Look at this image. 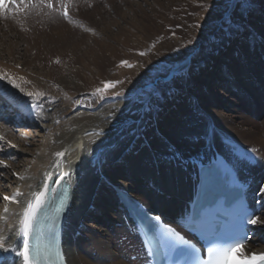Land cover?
I'll list each match as a JSON object with an SVG mask.
<instances>
[{
    "label": "bare ground",
    "instance_id": "bare-ground-1",
    "mask_svg": "<svg viewBox=\"0 0 264 264\" xmlns=\"http://www.w3.org/2000/svg\"><path fill=\"white\" fill-rule=\"evenodd\" d=\"M115 1L27 0L22 10L18 11L17 7L10 5L8 9H0V75L7 73L26 91L45 93L39 101V106L33 110L29 97L18 88H13L6 79L0 80L2 99L8 108L14 110L13 114L6 111L3 117L7 121L19 117L20 121L28 123L14 129L10 124L0 123V137H3L0 139V148L4 149V153H0V160H5L8 164V168H0V172L4 173L0 176V235L9 236L10 231L14 233L18 229V217L13 214L19 212L23 204L31 199L32 192L40 190L46 173L52 174L48 181L52 188L57 186L54 181L61 174L66 173L63 180H67L72 188V204L66 220L64 239L68 264H138L137 261L126 259V253L134 254L126 243L136 246V239L125 228L122 218L124 211L121 210V204L112 187L126 189L132 197L143 202L155 215H162L166 220L172 219L179 210H182L190 197L197 167L170 160L168 145H174L185 158L196 159V162L201 159L203 162L208 161L214 154L213 149L209 150L203 139L199 143H192L191 138L197 135L203 136L205 127L211 126L214 120L227 131L216 128V125L212 126L216 129L217 135L214 148L233 163L235 158L230 148L256 150L249 155H255L260 160L258 165L249 167L246 164H237L236 167L247 181L249 177L253 178L252 192L260 193L261 197L256 203L259 206L257 217H264V192L260 191L264 188V137L261 127L259 128L256 122L248 118V115H260L261 111L257 106H252V110H246L241 105L243 102L254 105L257 99L248 90L255 75L253 68H250L251 64L255 66V62H251L254 59L251 51L239 50L237 56L231 54L236 61H230L228 65L220 67L219 76L222 77L220 81L224 89L221 94L224 98L222 97L221 100L215 98L214 106L210 99L208 101L203 97L197 99L193 90L187 88L214 83L219 79L216 76L211 77L206 83L194 77L191 84L188 73H191L192 64L191 61L186 60L166 77L168 80L173 79L179 85V89L167 95L162 101L164 104L160 110H157L153 103L150 108L146 107V101H141L131 94L112 96L104 101L93 100L92 97L93 101L88 106L76 107L75 97L97 87L99 80L116 79L115 75L108 74L107 70L98 66L100 63L97 64L96 60L101 59L99 53L111 52L110 57H116V60L113 59L115 62L129 58L130 54L124 50L126 46L133 45L134 39H136L135 43H141L142 35L146 33L148 37H144L145 43L159 30L151 25L156 20L154 16H157V11L156 13L153 11L155 14L152 15L153 18L150 16L144 18L145 14L133 18V22L130 21L129 25L130 28H134V33L126 27L128 24L124 26L122 21L116 22L103 6L110 5L115 16L122 15L120 4ZM150 1L154 5L161 3V6L165 5L162 0ZM44 3L47 5L44 6ZM49 3H52V9L48 6ZM124 5L128 8L122 15L125 19L128 18V14L133 15L136 10L142 9V4L133 0L124 1ZM63 6L67 7L69 23L64 22L66 18L63 15L65 10ZM4 11L8 12L4 13ZM33 11L37 13L26 14ZM38 11L45 13L47 11V15L57 12L59 16H53L52 19L47 16L41 18L44 14L40 16ZM235 11L230 7L228 13L232 14ZM25 14L29 16L26 17ZM93 15H99L103 24L108 25L109 22L105 20L110 21L109 26L103 27L104 40L103 43L98 44V48L95 41L98 35L93 33L97 23L92 20ZM35 20L48 25L49 31L42 33L35 31L37 34H29L25 27L35 25L33 22ZM70 21L74 25H71ZM148 22L150 24H147ZM243 23L247 24L246 21ZM116 25L118 32L112 33L110 26ZM249 28L252 46L254 41L255 49L258 47L264 49V38L252 26ZM71 31L77 32V35L78 32L81 33L82 38L80 35L77 36L81 40L78 41ZM114 42L117 46L113 45ZM140 43L137 44L145 46L143 42ZM33 50H36L35 56L31 55ZM52 51L60 55H66V51L77 54L82 51L81 55H86L88 59L82 68L86 69L90 76L86 74L87 72H83L84 69L82 71L81 66L73 67L76 60L70 62L69 57L65 59V67L63 63L62 66L60 65L63 68L48 65L45 56ZM242 52H245L244 57ZM120 54L123 57H120ZM154 54L150 52L149 59L155 58ZM259 55L264 58V53L259 52ZM213 56L207 60L206 66L215 67L211 62L218 60ZM246 56L247 62L243 60ZM135 67L130 71L121 70L122 73L119 71L121 74L117 76L121 77L124 72L133 75L137 68L141 69L139 63ZM238 72H241V75ZM97 75L98 81L94 77ZM240 76L243 77L239 80ZM21 77L23 79H20ZM92 78L94 79L91 80ZM123 87L128 89L127 85ZM202 87L208 93H203L201 96L207 94L209 98L214 97L216 93L214 89H209V86ZM175 93L178 95L172 98ZM233 97L237 98L238 102L231 101ZM133 98H136V102H133ZM175 98L178 100L177 103ZM260 100L264 108V97L261 96ZM188 106H195L196 111L194 113L192 111L193 116L199 115V117L194 121L191 120L189 128L184 125L183 128L188 131L182 134L175 133L174 130L186 122L176 121L174 116L186 112ZM208 108L212 109L209 117L203 114L209 110ZM262 125L264 126V121ZM101 130L104 131V135L98 137L96 133ZM56 152L65 153L60 158L59 164H57ZM5 154L16 159H5ZM242 166L248 167L247 173ZM13 173L25 179H18ZM16 191L23 193L18 197L20 204L3 200L4 196H11ZM4 207L8 208V213L3 212ZM262 227L264 224H257L256 230ZM77 231L81 234L76 235ZM15 239L16 237H13V240ZM245 250L254 253L264 252V241L259 236H255L246 243ZM93 252L95 255L92 254ZM8 264H11V261H8ZM16 264H21L19 259Z\"/></svg>",
    "mask_w": 264,
    "mask_h": 264
},
{
    "label": "rangeland",
    "instance_id": "rangeland-1",
    "mask_svg": "<svg viewBox=\"0 0 264 264\" xmlns=\"http://www.w3.org/2000/svg\"><path fill=\"white\" fill-rule=\"evenodd\" d=\"M124 1H130V0H124ZM124 1L123 0H116L115 1V3L120 4V7L122 8V10H121L122 15L124 12H127V9H128L127 7H124L125 6ZM133 1L141 3L142 9L139 8L138 10H136V12L133 13V15L128 14L127 15L128 18H126V19L124 16L122 17V15L115 16L114 10L111 8L110 5L107 6V4L104 3L105 5H103V6H104V10H106L108 12V14H110L112 16L111 18L113 20H115L116 22L122 21L123 22L122 25H124V26H126L128 24V26H126L127 28L131 27V25H129V24H131L133 22L132 21L133 18L135 19V18H139L140 16L142 17L143 14H145V15H143V16H145L144 18H148L147 16H150L151 18H153V16L155 15L154 12L156 13V11H157L158 12L157 16H154L156 18V20L153 23H151V25L156 30H158V29L159 30L155 33V35L150 36V39L148 38L147 42H145V43H144V39L148 36H146V33L144 35L140 34L143 36L142 42L145 46L137 44L140 42L135 43L136 39H134L133 45L129 44V46H126L124 48V50L128 51V54H130V57L126 58V59H122V60H126L130 64L134 65V67H132V68L120 66L122 60L115 62L113 59L116 60V57L115 58L110 57L111 52L110 53L101 52V54L99 53L98 56L101 57V59L96 60L97 64L100 63V64H98V66L103 70H107L108 74H110L112 76L115 75L116 79L115 78L114 79H112V78L108 79L107 78L104 80H99L98 75L94 76L95 79H97V81L99 80V82H98L99 84L97 85V87L89 89V91H87L86 93L84 92L83 94H81L79 96L76 95L77 96V97H75L76 101H77L76 107L88 106L90 102H92L93 100H96V99H97V101H104V100L108 99L109 97L116 96V95H113V93L119 92V91H121V89L124 90L125 95L126 94L135 95L137 97V99H139L141 101H146L147 97L149 95H151L150 89L155 88L162 95L159 98H156L155 96H153L152 97V103L156 106V108H158L157 110H160V109H162V106L164 104V102H162V101H164V99L167 97V95L170 92H172V91L174 92L176 89H179V87H178L179 85H177V83H175L173 79L170 78L168 80L166 77H168V75L172 72V70L174 68L181 65L186 60L191 61V64H192L190 67L191 73L190 74L188 73V78L190 79L189 81L191 82V84L194 81V77H197L198 81H201V82L205 81L206 83H207L208 79L211 77L215 78V76H216L217 79H219V80H217L218 82L216 81L214 83L212 82V83H209L206 85L205 84H201V85L199 84L200 86L198 85L197 87H194L195 86L194 85L193 87L190 86L187 88L188 90H193L192 92L197 99L200 97H203L206 101H208L210 99V101L212 102V105L214 106V103L216 102L215 98H217L218 100H221L224 98L223 95L221 94V92H223L224 89L222 87L223 84L220 81V80H222V77L219 76V73L221 71L220 67L222 65H228L230 61H232V62L234 60L236 61L234 56H237L236 53L239 50H242V51L245 50V52L247 50H249L254 55V56H252V58H254V59L251 62H255V66L253 64H251L250 68L251 69L253 68L252 71H253V74H255V75H254V80L251 81L250 87L248 90L251 92V95L256 97L257 99H256L254 105L252 103H249V102H243V103H241V105L244 106L246 108V110H252V106H257L260 108V111H261L260 115H258V114L253 115L252 114L251 116L248 115L249 116L248 118H250L251 120L256 122V124L258 125L259 128L261 127V132H262V135L264 137V133H263L264 132V126L262 125L263 121H264L263 120L264 108L262 106V103H260L261 96L264 97V58H261L259 55V52H261V54L264 53V49H262L260 47L255 49L254 41H253V46L251 43L252 36H249L251 33V32H249V30H250L249 27L252 26V28L255 29V31L259 32L260 33L259 35L264 38V0H252V3L250 5V10L249 11H243V14H241L242 10L236 9V11L231 14V16H232V24L231 25L226 24L225 20L223 19L225 14L228 13V11L230 9V7L227 5L226 0H172V1L171 0H165V1L162 0V2H164V4H165L162 6H161L162 3L160 5L159 4L154 5V3L150 0H133ZM122 3H123V5H122ZM151 7H152V9H151ZM143 9H144V11H143ZM150 9H151V11H150ZM145 10H147V12ZM148 10H149V12H148ZM138 12H140L139 15H138ZM249 12H250V14H249ZM35 13H37V12L33 11L32 13H26V14H29V15L34 14L35 15ZM46 13H47V11H46ZM46 13L38 11V14L40 16H42L44 14L41 18H43V17L47 18L48 17V18L52 19L53 16H56V17L59 16L58 15L59 13H57V12L49 14L50 16L47 15ZM26 14L24 16H26V17L29 16ZM135 14H137V15H135ZM2 16H4V15H2ZM24 16H22V17L25 18ZM130 16H132V17L129 18ZM64 20H65L64 21L65 23H69V21L67 19H64ZM92 20L95 23H97V26H95V30L93 31V33L97 34L99 37V38L96 37V40L94 39L96 41V45L98 48V44L103 43L104 36H102L103 35L102 33H103V30L107 24H103V22H102L103 20L101 21V17H99V15H93ZM105 21L110 23V21H108V20H105ZM130 21H131V23H130ZM243 21H246L247 24H244ZM33 22H35V25H33L34 27L33 26L25 27V30L29 34H33L36 32L42 33L43 31L48 32L50 29V28H48L49 27L48 25L40 23L39 21L35 20ZM109 23L107 26L110 25ZM70 24L74 25V23H72L71 21H70ZM147 24H150V23L148 22ZM196 24H200V27L199 28L194 27V25H196ZM146 26H148V25H146ZM101 27L102 28L104 27V28L102 29ZM248 28H249V30H248ZM133 29L130 28V30H132V32L134 31ZM110 31L112 33L118 32V26L117 25L115 27L110 26ZM71 32L73 33V31H71ZM98 33H100V34H98ZM84 34L88 35L89 33L88 34L84 33ZM136 34H139V33L136 32ZM72 35H74L75 38L78 39V41H80L82 38L81 33H79V32H78V35H77V32L73 33ZM79 35L81 36V38L77 37ZM189 41H191V43H189ZM109 42H111V41H109ZM142 42L140 44H142ZM86 43H88V42H86ZM243 43H245V45ZM113 45L117 46L115 42L113 43ZM83 49H85V48L83 47ZM251 49H253V50H251ZM118 50H120V49H118ZM154 50H156V51H154ZM35 51L36 50L32 51V53H31L32 56H35ZM80 52H82V51H80ZM80 52L77 54L76 52H70V51L67 52L66 51V53H65L66 55H60V53L58 54V53H55L54 51H52V53L45 56L46 57L45 60H46V62L48 61V65H52L53 67H57V66L61 67L62 63H63V67H65L66 66V60L69 57L70 62H71V60H76L73 67H77V66L80 67L81 66L80 68H82L83 64L88 62V59H86L87 58L86 55H81ZM141 52L145 53V55H143V56L139 55V53H141ZM150 52L151 53L153 52V54L155 53L154 54L155 58L149 59L150 58V56H149ZM245 52H242L243 53L242 57H244ZM233 53H234V56L231 55ZM211 56H213V58L215 60H218V61L211 62L212 66H215L214 68L208 67V65L207 66L205 65V63L207 62V60ZM120 57H123V55L120 54ZM103 58H105V59L102 60ZM247 59L248 58L246 56L243 60H245V62H247ZM57 60L59 61V63L56 62ZM219 60H220V62H219ZM103 61L104 62L106 61V62L102 63ZM138 63H139V66H141V69L137 68L133 75L130 73L124 72L121 77L117 76L118 74L122 73L121 70L130 71V70L136 68L135 66ZM63 67H61V68H63ZM83 69L84 68H82V71H83ZM119 71L121 73H119ZM211 71L213 74H211ZM239 71L242 72V69L239 68ZM83 72L86 73L87 70L84 69ZM241 72H238V73L241 75ZM86 74L88 75L90 73L87 72ZM207 75H209V76H207ZM88 76H90V75H88ZM241 77H243V76H240L238 79L239 80L242 79ZM93 79L94 78H92L91 80H93ZM108 81H123V83L117 84L115 88L108 89L105 93H103L104 98L101 99L100 94L95 93V90L97 88H103L104 83L108 82ZM129 81H131V82H129ZM124 85H127L128 89L124 88L123 87ZM202 86H204V87L209 86L208 87L209 89H214V91L216 93L213 95L214 96V97H212L213 99L209 98L207 94L206 95L204 94L203 96H201V94H203V93H208V91L204 90ZM218 92L220 94H218ZM177 95L178 94H176V93L173 94L172 98L176 97ZM87 96H89V97H87ZM169 96H171V95H169ZM92 97H94V99ZM86 98H88V99H86ZM172 100H174V99H172ZM175 100H176L175 103H177L178 100L176 98H175ZM231 101H233L234 103L238 102L237 98H234V97L231 98ZM215 107H216V105H215ZM216 109H217V107H216ZM218 109H220V108H218ZM199 110H201V109H199ZM211 110L212 109H209V110H206L205 112H203L204 116L209 117V115H210L209 113H211L210 112ZM192 111H193V113H194V111H196L195 106H193V107L188 106L186 112L175 114L174 118L176 121L181 120L183 122H186L184 124L182 123L179 126L180 128L177 127L176 130H174L175 133L179 132L178 134H180V133L182 134V132L188 131V129L185 130V128H183L184 125L186 128H189V126H190L189 123L192 122L191 120L194 121V119L199 117V115L193 116L194 114L192 113ZM245 114H247V113L245 112ZM207 119H209V118H207ZM188 120H189V122H187ZM229 122L230 121H228V123ZM199 123H201L200 120H199ZM231 124H233V123H231ZM215 125H216V128L218 127L220 130H222L224 132L226 131L221 126H219L214 120V122H213V124H211V126H215ZM199 126H201V125L199 124ZM170 130H172V129H170ZM259 137H261V135H259ZM187 138H189V137H187ZM185 146L188 147V145H185ZM95 222L97 223L96 220H95ZM79 234H81V233H79ZM92 254L95 255V252H93Z\"/></svg>",
    "mask_w": 264,
    "mask_h": 264
},
{
    "label": "snow or ice",
    "instance_id": "snow-or-ice-1",
    "mask_svg": "<svg viewBox=\"0 0 264 264\" xmlns=\"http://www.w3.org/2000/svg\"><path fill=\"white\" fill-rule=\"evenodd\" d=\"M226 2L233 11L240 9L242 10L241 14H243V11L250 10L252 0H226ZM7 3L16 4L19 11L22 10V6L27 3V0H7ZM48 6L53 7L52 3H49ZM6 7L5 0H0V9ZM63 7L65 9L63 15L67 19V7ZM223 19L226 24H232L231 13H226ZM194 27L199 28L200 24H196ZM139 55L143 56L145 53L141 52ZM56 62L59 63L58 60ZM120 66L134 67L126 60H122ZM5 79L13 88H18L25 96L30 98L33 110L39 106L40 99L45 96V93L40 91H26L16 82L15 78L7 73L0 75V80ZM20 79H23V77ZM119 83H123V81L105 82L104 87L97 88L95 93L100 94V98L103 99V93L110 88H115ZM150 92L151 95L147 97L145 102V106L148 108L151 107L153 96L159 98L162 95L155 88L150 89ZM113 95L125 96V92L121 89ZM133 102H136V98H133ZM96 135L103 137L104 131L101 130ZM0 139H3V137H0ZM202 139L209 150L213 149L217 139L216 129L212 126H206L203 136L192 137L191 142L199 143ZM12 146L15 147V145ZM167 151L170 160L192 167L198 166L195 160L185 158L174 145H168ZM255 151V149L239 150L230 148L235 163L231 160L221 159L216 154H213L215 163L211 167L204 168L202 162H200L201 192L206 193L211 179L218 176L221 169L227 171L229 165L232 168H235L237 164H246L249 167L258 165L260 160L255 155H249V153ZM0 153H4L3 148H0ZM64 155V152L55 153L58 158L57 164ZM101 155L104 154L101 153ZM5 159L15 160L16 157L5 154ZM0 168H8L5 160H0ZM3 174V172H0V176H3ZM13 175L17 176L18 179H25L17 173H13ZM65 175L67 174H61L54 183L61 184ZM51 177V173H46L40 190L32 192L31 199L23 204L19 212L13 214L18 217V229L14 233L10 231L9 236L0 235V264H8V261H11V264H16L17 259L20 260L21 264H52L51 251L57 234L55 231H50L47 234L42 231L44 225L40 221V214L46 207L49 209L54 208L56 213L62 212L71 196L68 188L65 187L58 197L50 200L49 191L54 193L57 191L56 188L49 187L48 181ZM260 191L264 192V188H261ZM22 195V192L16 191L11 196H4L3 200L8 203L20 204L18 197ZM119 198L122 202H126L130 218L135 217V220L138 221L135 224L137 234L141 226L144 227L145 231L151 233L153 247L150 252H146L144 264H264V252L254 253L245 250V241L248 239L247 233L243 232L244 218L248 216L245 210H241L239 213L234 231L229 232L225 229L219 214H216L214 219L209 220L208 214L203 210V205L197 200L194 202L192 210L187 213V224L184 227L187 229L188 235H185L177 227L162 222L160 215L150 216L143 204L129 197L126 190H121ZM3 212L8 213V208L4 207ZM247 223L251 225L264 224V217H256L253 214L247 220ZM189 236L195 237L201 242L203 251L201 247H197L196 242L190 239ZM13 237H16V239L13 240ZM10 240H13V242L9 243ZM56 259L63 264L64 256L60 252L56 253Z\"/></svg>",
    "mask_w": 264,
    "mask_h": 264
}]
</instances>
